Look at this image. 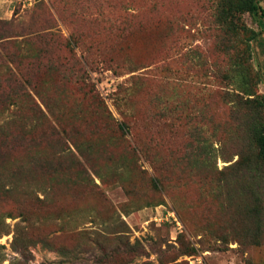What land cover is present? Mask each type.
Returning <instances> with one entry per match:
<instances>
[{
	"label": "rangeland",
	"instance_id": "obj_1",
	"mask_svg": "<svg viewBox=\"0 0 264 264\" xmlns=\"http://www.w3.org/2000/svg\"><path fill=\"white\" fill-rule=\"evenodd\" d=\"M216 3L0 0V264H264L236 90L264 96V29L247 51Z\"/></svg>",
	"mask_w": 264,
	"mask_h": 264
},
{
	"label": "trees",
	"instance_id": "obj_2",
	"mask_svg": "<svg viewBox=\"0 0 264 264\" xmlns=\"http://www.w3.org/2000/svg\"><path fill=\"white\" fill-rule=\"evenodd\" d=\"M264 0H217L216 10H215V19L219 26L223 29L226 34L245 37L246 38V50L250 49V43L255 41L258 36L261 35L260 32L255 31L247 27L243 21V16L249 14L250 16L257 18L261 30L264 29V9L262 8V3ZM251 77L248 67H244L241 73V80L237 83L236 90L242 93L246 98L243 105L254 110L253 114L249 113L247 116L248 121V139L251 144L254 145L256 153L254 156H250L248 153L241 155L242 164L248 171H251L252 174L259 177L258 172H264V96H257L252 90L251 86ZM259 81V79H258ZM17 83V82H15ZM257 84V83H256ZM6 96V100L9 104L13 105V100L17 97V92L14 95H0ZM239 96V95H238ZM238 98H241L238 97ZM261 98V99H260ZM13 99V100H12ZM240 105V102H238ZM15 104V102H14ZM250 106V107H249ZM2 125H0V131L2 130ZM121 130L126 128V125L120 124ZM23 138H17L15 136L4 135L0 141V160L4 157L5 152L9 149L8 146L12 143H17ZM9 218H14L11 213L8 214ZM22 217V216H20ZM24 228L18 227L17 232L15 233L16 239L15 244L21 238ZM105 238V237H104ZM123 242V236L118 238ZM44 245L50 247L51 249L56 248L57 251L61 252L63 249L60 247H53L51 244L46 242V240L40 239ZM129 249V246L127 245ZM133 248V247H132ZM134 251V249H132ZM128 254L130 251H124ZM120 250H115V254H119Z\"/></svg>",
	"mask_w": 264,
	"mask_h": 264
}]
</instances>
